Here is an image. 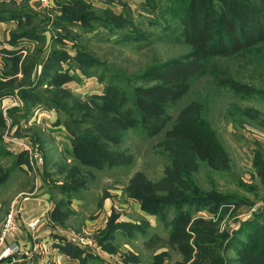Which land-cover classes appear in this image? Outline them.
Returning a JSON list of instances; mask_svg holds the SVG:
<instances>
[{
    "label": "rangeland",
    "instance_id": "obj_1",
    "mask_svg": "<svg viewBox=\"0 0 264 264\" xmlns=\"http://www.w3.org/2000/svg\"><path fill=\"white\" fill-rule=\"evenodd\" d=\"M189 4L0 0V46L19 47L0 56V233L12 209L47 193L50 218L38 228L91 264H264V41L209 56L167 107L166 129L196 120L213 131L215 167L166 140V129L146 133L135 103L137 87L159 82L147 70L189 60ZM180 213L205 221L193 229L192 261L147 245L168 239ZM44 237L33 247L39 260L52 252Z\"/></svg>",
    "mask_w": 264,
    "mask_h": 264
},
{
    "label": "trees",
    "instance_id": "obj_2",
    "mask_svg": "<svg viewBox=\"0 0 264 264\" xmlns=\"http://www.w3.org/2000/svg\"><path fill=\"white\" fill-rule=\"evenodd\" d=\"M213 7L212 0H190L188 14L185 19H182L186 42L193 47L186 57L189 60L175 59L150 68L143 75L150 76L156 72L159 82L136 88L135 103L141 114L144 130L151 136L166 129L172 119L167 107L188 93L190 79L202 71L205 59L214 54L252 48L264 41V0L261 7H254L236 0H220V10L217 13L214 12ZM2 11L6 10L0 8V21L8 16H5V12ZM12 14L18 16V13ZM165 139L175 142L196 159L215 167L220 144L213 131L207 126L196 120L175 122L165 130ZM263 217L264 213L261 215V218ZM204 223L202 219L192 220L189 213H180L168 239L158 237L154 243L147 242V245L154 250L162 245L168 246L179 251L185 261H192L194 257L197 258L198 253L192 241L193 234L195 235L193 229H197ZM260 230H264V227ZM236 237L238 239V235ZM230 243L237 244L238 241ZM204 244L206 243L200 242L199 245ZM64 249L75 258L74 263H92L90 258L83 256L81 248L71 245L70 242H66Z\"/></svg>",
    "mask_w": 264,
    "mask_h": 264
},
{
    "label": "crops",
    "instance_id": "obj_3",
    "mask_svg": "<svg viewBox=\"0 0 264 264\" xmlns=\"http://www.w3.org/2000/svg\"><path fill=\"white\" fill-rule=\"evenodd\" d=\"M2 22V21H1ZM0 22V24H1ZM0 38V42H1ZM1 47V46H0ZM3 48V49H2ZM9 48V49H8ZM19 48V47H18ZM14 45H11L9 47L2 46L0 48V56L1 53L4 51H16L18 49ZM8 49V50H7ZM22 212L20 217L18 218L17 222L20 225L19 231L15 232L14 234L10 235L8 237V243H16L20 246L22 250H24V253H22L20 256L19 254L12 256L11 258L1 259L0 258V264H44L46 263L50 258L59 257H65L68 261H73L75 258L71 257L68 252L65 251L64 246L66 245L65 241H62L61 243L57 241V239H53L54 236H58V233L56 230H50L47 226H43V228H30L28 227V224L33 221L36 218L44 217V218H50L49 208H50V201H49V195L46 193L43 195V197L40 198H26L21 203ZM43 218V219H44ZM47 224L46 222H43L41 225ZM53 235V237L51 236ZM63 234V233H62ZM39 235L45 236L42 240L45 244V247H50L47 249V254L45 256H42L39 260V256L34 253L33 247L36 249L38 246V237ZM63 236V235H61ZM51 237V239H50ZM55 241L58 242L59 245H55ZM63 244V245H61ZM49 245V246H48ZM54 245V246H52ZM43 246V245H42ZM1 251V250H0ZM53 253V254H51ZM17 256V257H16Z\"/></svg>",
    "mask_w": 264,
    "mask_h": 264
},
{
    "label": "built area",
    "instance_id": "obj_4",
    "mask_svg": "<svg viewBox=\"0 0 264 264\" xmlns=\"http://www.w3.org/2000/svg\"><path fill=\"white\" fill-rule=\"evenodd\" d=\"M44 3H47L49 0H42ZM21 211L19 209H12L6 216V221L2 227L0 233V258L12 257L16 254H19L21 248L16 243H8V237L19 230V224L17 222L18 217H20ZM44 217L36 218L29 223V226L35 228L38 226Z\"/></svg>",
    "mask_w": 264,
    "mask_h": 264
}]
</instances>
